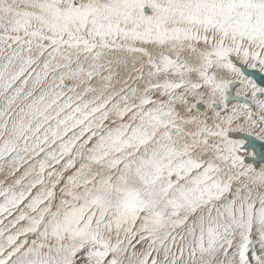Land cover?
Segmentation results:
<instances>
[{
    "label": "snow or ice",
    "instance_id": "obj_1",
    "mask_svg": "<svg viewBox=\"0 0 264 264\" xmlns=\"http://www.w3.org/2000/svg\"><path fill=\"white\" fill-rule=\"evenodd\" d=\"M0 264H264V0H0Z\"/></svg>",
    "mask_w": 264,
    "mask_h": 264
}]
</instances>
